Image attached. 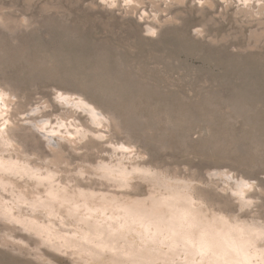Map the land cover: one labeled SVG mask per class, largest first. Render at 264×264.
<instances>
[{
	"label": "clouds",
	"instance_id": "clouds-1",
	"mask_svg": "<svg viewBox=\"0 0 264 264\" xmlns=\"http://www.w3.org/2000/svg\"><path fill=\"white\" fill-rule=\"evenodd\" d=\"M0 264H264V0H0Z\"/></svg>",
	"mask_w": 264,
	"mask_h": 264
},
{
	"label": "rangeland",
	"instance_id": "rangeland-1",
	"mask_svg": "<svg viewBox=\"0 0 264 264\" xmlns=\"http://www.w3.org/2000/svg\"><path fill=\"white\" fill-rule=\"evenodd\" d=\"M141 53L143 55H152L161 59H171L173 62H179V67L187 71L208 72L217 79H227L228 87L223 88L225 94L231 96L232 88L241 90L238 102L243 103L252 93L248 92L244 79L236 73H227L220 69L211 67L205 56L189 46L186 38H181L174 32H169L161 36L158 41L141 42ZM206 55H211L210 53ZM252 74L260 76L261 74L252 69Z\"/></svg>",
	"mask_w": 264,
	"mask_h": 264
}]
</instances>
